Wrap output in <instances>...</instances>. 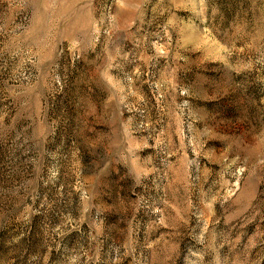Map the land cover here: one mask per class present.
I'll return each instance as SVG.
<instances>
[{
  "label": "rangeland",
  "instance_id": "rangeland-1",
  "mask_svg": "<svg viewBox=\"0 0 264 264\" xmlns=\"http://www.w3.org/2000/svg\"><path fill=\"white\" fill-rule=\"evenodd\" d=\"M0 264H264V0H0Z\"/></svg>",
  "mask_w": 264,
  "mask_h": 264
}]
</instances>
